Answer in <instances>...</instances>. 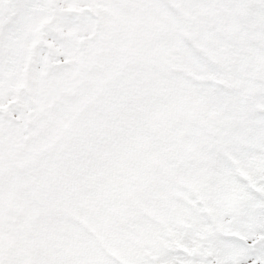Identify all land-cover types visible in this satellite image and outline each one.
Instances as JSON below:
<instances>
[{
  "label": "snow or ice",
  "instance_id": "obj_1",
  "mask_svg": "<svg viewBox=\"0 0 264 264\" xmlns=\"http://www.w3.org/2000/svg\"><path fill=\"white\" fill-rule=\"evenodd\" d=\"M0 264H264V0H0Z\"/></svg>",
  "mask_w": 264,
  "mask_h": 264
}]
</instances>
